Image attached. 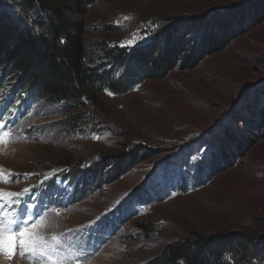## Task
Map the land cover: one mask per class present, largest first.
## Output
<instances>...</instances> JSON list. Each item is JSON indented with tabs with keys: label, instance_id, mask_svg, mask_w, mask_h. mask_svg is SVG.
<instances>
[{
	"label": "rangeland",
	"instance_id": "obj_1",
	"mask_svg": "<svg viewBox=\"0 0 264 264\" xmlns=\"http://www.w3.org/2000/svg\"><path fill=\"white\" fill-rule=\"evenodd\" d=\"M84 21L97 51L165 48L166 34L198 51L165 79L102 91L103 110L86 102L74 129L61 104L2 80L0 115L17 126L0 130V191L19 199L64 171L51 186L65 207L31 216L38 250L0 251V264H148L171 243L223 234L264 243V0H99ZM133 152L141 162L118 179L68 183L77 163Z\"/></svg>",
	"mask_w": 264,
	"mask_h": 264
},
{
	"label": "trees",
	"instance_id": "obj_2",
	"mask_svg": "<svg viewBox=\"0 0 264 264\" xmlns=\"http://www.w3.org/2000/svg\"><path fill=\"white\" fill-rule=\"evenodd\" d=\"M98 1L0 0V85L13 80V92L61 104L70 115L64 124L71 129L84 119L80 110L86 102L103 110L102 91L124 94L136 83L165 79L178 60L198 51L193 43L168 34L165 48L94 50L86 44L84 17ZM204 50L203 55L210 53ZM116 70L124 74L117 81L112 77ZM139 157L134 152L103 157L84 169L77 163L68 177L79 185L92 179L98 185L105 174L106 180L118 179L134 169ZM148 264H264V243L236 234L198 237L167 245L163 256Z\"/></svg>",
	"mask_w": 264,
	"mask_h": 264
},
{
	"label": "snow or ice",
	"instance_id": "obj_3",
	"mask_svg": "<svg viewBox=\"0 0 264 264\" xmlns=\"http://www.w3.org/2000/svg\"><path fill=\"white\" fill-rule=\"evenodd\" d=\"M63 39H61V43H64ZM113 93L109 92V95H112ZM4 135H7V133H4ZM27 191V190H26ZM3 191H0V201L3 200L4 197ZM8 196H18V193H7ZM8 214L7 213H0V251H5V248L3 245L5 242L7 243L6 248V254L9 258H12L14 255V250L16 248V245L18 244L22 249H26L28 253H35L38 250V243L43 240V238L38 237L35 235L34 232L29 231L27 228H22L19 231V234H17L11 229L5 227V219H7ZM31 219V217H29ZM43 221V218H42ZM9 224L16 223L15 218L8 219L7 221ZM31 227L34 229L37 227V225L33 224ZM55 240L56 237H53ZM39 251L41 254H44L45 249L43 246L39 247ZM21 255H24V252H21ZM49 259L51 257L49 256Z\"/></svg>",
	"mask_w": 264,
	"mask_h": 264
}]
</instances>
